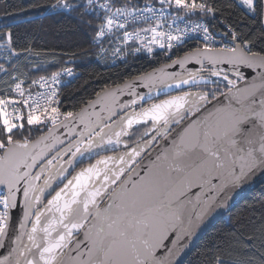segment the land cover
I'll use <instances>...</instances> for the list:
<instances>
[{"label":"snow or ice","instance_id":"1","mask_svg":"<svg viewBox=\"0 0 264 264\" xmlns=\"http://www.w3.org/2000/svg\"><path fill=\"white\" fill-rule=\"evenodd\" d=\"M58 3L72 7L68 0ZM239 3L264 16V0ZM87 6L103 13L95 39L111 36L149 56L157 48L171 54L189 31H203L211 41L203 24L176 25L217 10L207 0H87ZM4 38L0 49L20 55L12 32ZM252 42L206 44L135 77L106 94L105 116L94 102L92 111H61L55 85L62 74L73 75L71 68L32 80L28 88L13 76L0 95V264H177L199 224L228 207L249 177L264 173V51H254ZM191 63L199 70L189 69ZM177 66L179 72L168 71ZM242 68L256 75L248 79ZM0 71L8 69L0 64ZM32 86L45 91L33 95ZM172 89L179 91L173 95ZM161 92L166 98L155 99ZM25 122L47 131L32 140ZM223 252L217 246L211 264L256 259L226 260Z\"/></svg>","mask_w":264,"mask_h":264},{"label":"trees","instance_id":"2","mask_svg":"<svg viewBox=\"0 0 264 264\" xmlns=\"http://www.w3.org/2000/svg\"><path fill=\"white\" fill-rule=\"evenodd\" d=\"M115 2L123 4L125 0ZM132 2L143 5L146 0ZM68 3L72 5L70 9L61 7L58 0H0V44L5 43L4 37L11 31L12 48L20 53L13 55L9 50L0 49V64L8 69V72L0 71V95H4L8 84L13 83V76L24 80L28 88L32 80L71 68L73 75L69 79L63 78L58 99L62 112L77 113L105 89L123 84L186 52L205 46L200 40H191L175 46L171 54L159 48L151 56L144 51L136 53L131 50V45L125 48L114 37L95 39V30L103 22V13L98 8L95 13L89 11L87 0H68ZM207 3L217 9L214 15L197 13L187 18L205 20L215 34L226 35L228 39H232L231 33L235 32L236 41L242 47V41L252 40L254 51H264V38L261 37L264 16L249 14L237 0H207ZM117 46L124 51L112 63L110 55ZM46 131L44 126L37 130L36 126H28L25 122L24 132L32 140ZM262 225L264 182L212 224L183 264H211V258L220 245L224 247L222 254L226 260L252 255L256 258L254 264H259L264 252Z\"/></svg>","mask_w":264,"mask_h":264},{"label":"water","instance_id":"3","mask_svg":"<svg viewBox=\"0 0 264 264\" xmlns=\"http://www.w3.org/2000/svg\"><path fill=\"white\" fill-rule=\"evenodd\" d=\"M217 37L218 38H222L223 41L227 45H229V47H232L235 44H238V42L236 40L234 41L232 39H228V37L226 35L217 34ZM240 46L242 47L241 44H240ZM194 51H191V52H194ZM163 65H161V66H159L157 68H160ZM187 67L189 69L193 70V71H198L200 66L198 64L191 63V64L187 65ZM223 67L227 70L229 66L228 65H224ZM157 68H154L153 70H151V71H149L147 73H152ZM168 71L179 72L180 71V68L177 66L175 68L168 69ZM241 71H243L245 73V76L248 79H251L253 76L256 75L255 72H253L251 69H248V68H242ZM142 75H144V74H142ZM133 79L127 80L123 84H119V85H116L114 87L105 89L104 91H102L101 93H99L96 97H94L91 101H89V102H94L95 103V109L94 110L96 112L100 113L101 116H105L106 113H102L101 112V107L103 106V104L105 102L104 101V97L106 96V94L115 91L118 86H123L126 82L131 81ZM136 91H138L141 94H146L148 92V89L143 88V87H137ZM162 94H164V93H162ZM156 98L157 97H155V99ZM128 99H130V97H128V96H121V100H128ZM89 102H87L86 105L83 106L81 109L87 108L89 111H92L93 109L89 106ZM81 109L77 113H79L81 111ZM93 119H95V118L93 117ZM63 131L64 130L61 129V133ZM44 134H42V135H44ZM39 137H37V138H39ZM37 138H35V139H37ZM150 151H152V150H150ZM159 151H160V149L157 148L156 151L152 153L151 159H154L155 158V155H156V152H159ZM145 156H147V154ZM147 163H148V160L145 159L144 164H147ZM142 167H143V165H142ZM263 182H264V173H257L256 175L249 177V179L240 188L234 190L233 193H232V198L230 200H228V202H227L228 203V207L215 209L212 213H210L205 218V220L203 221V223L199 224V227L195 229L194 234L188 239V246L181 253V255H180L179 259H178L177 264H183L184 263V261L187 259V257L190 255V253L194 249L195 245L199 242V240L203 237L204 233L212 226L213 223H215L222 215L227 214L249 192H251L252 190H254L255 188H257ZM19 212H20V210L18 208L13 213L14 221H15V219L18 218ZM0 254H2V250H0Z\"/></svg>","mask_w":264,"mask_h":264},{"label":"built area","instance_id":"4","mask_svg":"<svg viewBox=\"0 0 264 264\" xmlns=\"http://www.w3.org/2000/svg\"><path fill=\"white\" fill-rule=\"evenodd\" d=\"M157 7H158V5H157ZM175 14H176V10L174 12L173 11H170V16L171 15H175ZM196 23L203 24L204 26H206L208 28V32L211 34L212 40L211 41H205L204 38H203L204 37L203 31H199V30L197 32H191V31H189V33L184 37V40H183V42L181 44H183V43H185L187 41H191V40H200L205 45L206 44H211L213 47H224V46H227L225 43H222V42L219 41V39L217 38V36L215 35V33L211 30L210 25L205 20H203V19H200V20H191V19L185 17L183 20L177 21V25L176 26H178L181 29H183L185 27H188L189 29H191V27L194 24H196ZM138 24H141L142 25V22H138ZM169 24H171V19H169V21L165 25V27H167ZM110 59H112L111 60L112 63H114L116 61V60H113V56H111ZM61 84L58 83V84L55 85V87L58 89V92H59V88H60ZM30 91L33 93V95H35V93H37V92H43V91H45V89L39 88V86H33L32 88H30ZM59 107H60V101H59Z\"/></svg>","mask_w":264,"mask_h":264},{"label":"rangeland","instance_id":"5","mask_svg":"<svg viewBox=\"0 0 264 264\" xmlns=\"http://www.w3.org/2000/svg\"><path fill=\"white\" fill-rule=\"evenodd\" d=\"M237 2H238V4L241 6V7H243L249 14H251V15H254L253 13H251V12H249L247 9H246V7H244L243 5H241L240 3H239V0H237ZM101 53L102 54H104V51L103 50H101ZM118 55L119 54H117V53H115L114 52V49H113V53L110 55V56H113V60H117V58H118ZM63 81H61L60 82V84L62 83ZM224 82H221L220 81V84H223ZM222 86V85H221ZM211 87V86H210ZM61 109V108H60ZM62 111V110H61Z\"/></svg>","mask_w":264,"mask_h":264},{"label":"flooded vegetation","instance_id":"6","mask_svg":"<svg viewBox=\"0 0 264 264\" xmlns=\"http://www.w3.org/2000/svg\"><path fill=\"white\" fill-rule=\"evenodd\" d=\"M162 93H164V92H161V95L159 96V97H157L156 99L157 100H159V99H164V98H166V96H165V94H162ZM177 92H175L174 90L173 91H171V94H176ZM141 128H142V126H141ZM151 149H149V151H150ZM104 154H106V155H111V154H114V153H112V152H106V153H104ZM147 153H145V155H146ZM92 162H94V160L92 161ZM81 166H83V165H81Z\"/></svg>","mask_w":264,"mask_h":264},{"label":"bare ground","instance_id":"7","mask_svg":"<svg viewBox=\"0 0 264 264\" xmlns=\"http://www.w3.org/2000/svg\"><path fill=\"white\" fill-rule=\"evenodd\" d=\"M63 72V71H62ZM65 78H70V76L66 75V74H62L61 77H60V81H63Z\"/></svg>","mask_w":264,"mask_h":264}]
</instances>
